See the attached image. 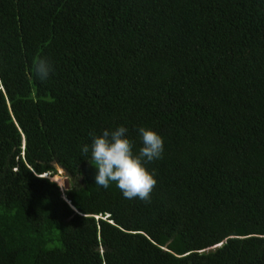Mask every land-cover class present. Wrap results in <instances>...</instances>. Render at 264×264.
Here are the masks:
<instances>
[{
  "label": "trees",
  "instance_id": "1",
  "mask_svg": "<svg viewBox=\"0 0 264 264\" xmlns=\"http://www.w3.org/2000/svg\"><path fill=\"white\" fill-rule=\"evenodd\" d=\"M120 126L150 203L82 154ZM0 264H264V0H0Z\"/></svg>",
  "mask_w": 264,
  "mask_h": 264
},
{
  "label": "clouds",
  "instance_id": "2",
  "mask_svg": "<svg viewBox=\"0 0 264 264\" xmlns=\"http://www.w3.org/2000/svg\"><path fill=\"white\" fill-rule=\"evenodd\" d=\"M33 71L37 78L44 81L49 78L53 67L47 57H38ZM127 132L128 129L123 126L114 131L104 130L100 136L90 132L92 143L90 146L85 144L81 151L84 155L91 152L87 160L97 170L96 185L107 189L115 183L124 198H139L150 203L157 180L154 178L155 170L150 172L146 165L162 158L164 141L156 132L141 127L138 132L142 147L134 152V143L127 138Z\"/></svg>",
  "mask_w": 264,
  "mask_h": 264
},
{
  "label": "rangeland",
  "instance_id": "3",
  "mask_svg": "<svg viewBox=\"0 0 264 264\" xmlns=\"http://www.w3.org/2000/svg\"><path fill=\"white\" fill-rule=\"evenodd\" d=\"M44 177V176H43ZM64 174L62 173V171H60L59 169L55 170V174L51 175V174H47L45 178H47L49 181L54 182L59 190L61 192H63V184H62V180L64 179ZM61 186V187H60Z\"/></svg>",
  "mask_w": 264,
  "mask_h": 264
},
{
  "label": "water",
  "instance_id": "4",
  "mask_svg": "<svg viewBox=\"0 0 264 264\" xmlns=\"http://www.w3.org/2000/svg\"><path fill=\"white\" fill-rule=\"evenodd\" d=\"M54 167H55V170H56V169H59L60 171H62V173H63L64 176H65V173L63 172L62 169L58 168L56 165H54ZM62 184H63V190H67V189H68V179H67L66 176H65L64 179L62 180Z\"/></svg>",
  "mask_w": 264,
  "mask_h": 264
},
{
  "label": "bare ground",
  "instance_id": "5",
  "mask_svg": "<svg viewBox=\"0 0 264 264\" xmlns=\"http://www.w3.org/2000/svg\"><path fill=\"white\" fill-rule=\"evenodd\" d=\"M47 174H44L43 176L46 177Z\"/></svg>",
  "mask_w": 264,
  "mask_h": 264
}]
</instances>
